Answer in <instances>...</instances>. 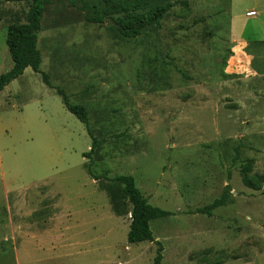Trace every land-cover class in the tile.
Listing matches in <instances>:
<instances>
[{"label": "rangeland", "instance_id": "374dc122", "mask_svg": "<svg viewBox=\"0 0 264 264\" xmlns=\"http://www.w3.org/2000/svg\"><path fill=\"white\" fill-rule=\"evenodd\" d=\"M46 1L41 70L87 108L100 147L83 158L86 126L32 69L0 93V264H154L159 247L164 264H264V184H244L246 166L264 177V78L250 76L251 46L231 38L233 14L248 37L260 18L246 14L264 0H131L139 13L174 4L136 38L114 25L123 14L87 21L105 0ZM30 7L0 2V76L13 68L8 27L28 23ZM239 51L257 74L231 67ZM89 168L134 177L172 214L151 222L153 243H128L123 187ZM225 190V207L196 213Z\"/></svg>", "mask_w": 264, "mask_h": 264}, {"label": "trees", "instance_id": "16d2710c", "mask_svg": "<svg viewBox=\"0 0 264 264\" xmlns=\"http://www.w3.org/2000/svg\"><path fill=\"white\" fill-rule=\"evenodd\" d=\"M129 1L131 0H105L106 7L104 17L99 16L96 19L88 18L87 21L100 24L106 22L108 16L123 14L121 18L115 21L114 25L118 27V30L123 36L127 38H136L141 36L146 28L160 25L166 14L174 7V4L167 3L166 5L155 6L139 13L132 9V5ZM0 2H27L30 3L31 6L28 23L13 24L8 27L6 44L14 66L11 71L0 76V93L13 81L23 76L28 68H31L37 74H41L44 84L56 91L62 98L66 109L86 126L88 135L92 139V147L89 153L83 155V158L90 159L96 149L100 147V143L90 130V117L87 108L83 105L72 104L70 96L65 90L53 86L49 75L41 70L43 59L42 52L39 50V35L42 32V21L48 2L46 0H0ZM179 2H181L182 6H188L186 0H179ZM252 170V166H246L244 168V173L247 175L244 184L249 189L260 190L264 184V177L257 176L249 178L248 175ZM89 174L95 181L104 179L123 187V192L132 206L128 243H153L155 239L151 228V222L168 218L172 216V214L150 205L148 200L137 188L135 179L132 176H119L112 179L105 176L98 177L92 174L90 168ZM229 198L230 194L225 190L221 198L215 200L209 206L198 209L196 213L211 217L216 210L227 205ZM154 264H164L161 247H159L157 251Z\"/></svg>", "mask_w": 264, "mask_h": 264}, {"label": "crops", "instance_id": "0c3cea01", "mask_svg": "<svg viewBox=\"0 0 264 264\" xmlns=\"http://www.w3.org/2000/svg\"><path fill=\"white\" fill-rule=\"evenodd\" d=\"M259 9H260V11L259 12H257V16H255V18L257 17V19H259L260 18V20H257L254 24H253V27H252V29H251V35H249L248 37L246 36V27H247V25H243V27H242V29L244 30V32H243V34H238L237 33V29L239 28V25H238V23H239V15H235V14H233V16H232V25H231V38L233 39L232 40V43L233 42H240V43H244V44H249L250 46H251V48H252V50H253V52H254V56H255V59H256V64H257V67H258V69H259V73H258V75L257 76H255V75H253V74H250V76H252V77H256V78H260V79H262V78H264V73H263V71H262V68H261V65H260V57H259V54H258V51H257V48H256V46H258L259 48H262L261 46H264V17L262 18V15H264V6L263 5H259ZM251 12H256V11H248L247 12V14L248 13H251ZM246 14V15H247ZM247 18H248V16H247ZM249 18H252V17H249ZM40 36V35H39ZM40 38V37H39ZM39 50H40V48H39ZM232 50V49H231ZM41 51V50H40ZM232 52V54H233V56H234V53H233V51H231ZM236 58H244L245 60L247 59L248 60V58H247V56L244 54V52L242 51H239V53H238V55H237V57ZM235 58V59H236ZM42 59H43V56H42ZM234 59V60H235ZM246 60V61H247ZM248 62V66H249V69H250V65H249V61H247ZM42 65H43V62H42ZM41 65V66H42ZM13 66H14V64H13ZM232 66V65H231ZM28 69H31V68H28ZM236 69V68H235ZM251 69L255 72V74H257L256 73V71L251 67ZM22 77V76H21ZM18 80V79H17ZM16 81V80H15ZM14 82V81H13ZM12 82V83H13ZM8 87V86H7ZM6 87V88H7ZM5 88V89H6ZM4 89V90H5ZM3 90V91H4ZM2 91V92H3ZM1 92V93H2ZM9 93L8 94H12L13 92L9 89V91H8ZM11 206V204L9 203V207Z\"/></svg>", "mask_w": 264, "mask_h": 264}, {"label": "bare ground", "instance_id": "6f19581e", "mask_svg": "<svg viewBox=\"0 0 264 264\" xmlns=\"http://www.w3.org/2000/svg\"><path fill=\"white\" fill-rule=\"evenodd\" d=\"M248 62L244 58H236L232 62V68H236L241 74H244L247 69Z\"/></svg>", "mask_w": 264, "mask_h": 264}, {"label": "built area", "instance_id": "2783aa9c", "mask_svg": "<svg viewBox=\"0 0 264 264\" xmlns=\"http://www.w3.org/2000/svg\"><path fill=\"white\" fill-rule=\"evenodd\" d=\"M247 16L248 17H255V16H257V13L256 12H251V13H248Z\"/></svg>", "mask_w": 264, "mask_h": 264}, {"label": "water", "instance_id": "95a60500", "mask_svg": "<svg viewBox=\"0 0 264 264\" xmlns=\"http://www.w3.org/2000/svg\"><path fill=\"white\" fill-rule=\"evenodd\" d=\"M106 22L114 23L113 21H111V20H109V19H108Z\"/></svg>", "mask_w": 264, "mask_h": 264}]
</instances>
